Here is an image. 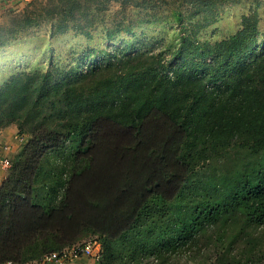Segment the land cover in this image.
<instances>
[{"label": "trees", "instance_id": "obj_1", "mask_svg": "<svg viewBox=\"0 0 264 264\" xmlns=\"http://www.w3.org/2000/svg\"><path fill=\"white\" fill-rule=\"evenodd\" d=\"M104 1L31 0L11 21L18 29L49 20L50 35L77 33L97 27ZM257 19L244 15L241 27L217 43L225 56L248 52L254 57L250 65L227 64L223 76L196 77L177 69L174 76L167 70L168 78L149 67L130 65L120 71L108 65L74 82H52L47 73L23 71L7 78L0 86V129L14 124L27 140L21 161L10 164L17 169L12 178L18 189L10 185L11 176L0 184V263L24 262L69 246L87 227L113 242L129 227L137 202L150 195L173 201L193 173L176 157L175 143L183 134L184 140L196 142L210 132L222 133L264 156V54L256 55L247 41L257 34ZM17 36L14 29L2 34L0 27V46ZM88 60L89 67L97 61ZM74 122L89 126L81 154L86 169L71 173L58 203L49 206L39 201L34 181L45 166H53L50 157L64 143L57 127ZM137 172L139 179L133 175ZM220 181L213 182L214 189L229 184L232 195L224 196L246 200L247 190L264 189V164L232 179L221 175ZM132 185L137 190H130ZM211 211L212 204L205 203L196 220L180 222L184 242Z\"/></svg>", "mask_w": 264, "mask_h": 264}, {"label": "rangeland", "instance_id": "obj_2", "mask_svg": "<svg viewBox=\"0 0 264 264\" xmlns=\"http://www.w3.org/2000/svg\"><path fill=\"white\" fill-rule=\"evenodd\" d=\"M30 1L24 0L15 13L0 12L2 34L10 29L18 34L0 46L2 81L23 71L47 73L52 82H74L93 68L108 65L120 71L130 65L149 67L168 78L166 71H173L174 76L177 69L196 77L223 76L227 64L235 67L253 62L248 52L225 56L224 48L217 44L241 27L244 15L251 14L258 18L257 34L247 41L252 42L256 55L264 54V0H105L97 27L59 35H50L49 20L15 29L11 18ZM140 55L141 59L130 61ZM92 57L97 61L89 67L87 61ZM55 114L53 111L48 123ZM57 130L64 143L50 157L53 166H45L34 181L39 201L49 206L58 203L63 181L74 171L86 169L81 154L89 126L74 122ZM183 138L184 134L174 148L179 162L193 168L186 187L171 202L153 195L137 202L129 227L113 242L92 228L84 229L70 245L97 239L101 257L98 261L80 257L72 264H264V189L247 190L248 198L243 200L224 196L232 195L226 187L229 184L213 188L221 175L232 179L264 164V156L249 153L238 140L222 133L210 132L196 142ZM25 143H20L10 164L21 161L19 152ZM10 167L4 166L6 177L11 176L10 185L17 190L12 178L17 169ZM133 175L142 177L140 172ZM55 176L61 179L57 181ZM130 190L137 189L132 185ZM205 203L212 204L211 213L203 214L193 238L184 242L178 231L180 222L196 220Z\"/></svg>", "mask_w": 264, "mask_h": 264}, {"label": "built area", "instance_id": "obj_3", "mask_svg": "<svg viewBox=\"0 0 264 264\" xmlns=\"http://www.w3.org/2000/svg\"><path fill=\"white\" fill-rule=\"evenodd\" d=\"M22 0H0V12L18 9ZM2 165L10 167V161L2 158ZM80 257L91 258L98 261L101 257V245L97 239H89L82 243L65 246L59 250L50 251L39 257L24 261L14 262L7 260L0 264H72Z\"/></svg>", "mask_w": 264, "mask_h": 264}, {"label": "crops", "instance_id": "obj_4", "mask_svg": "<svg viewBox=\"0 0 264 264\" xmlns=\"http://www.w3.org/2000/svg\"><path fill=\"white\" fill-rule=\"evenodd\" d=\"M24 0H22L23 2ZM5 81V80H4ZM2 78H0V86L3 84ZM17 134V128L14 124H10L3 129H0V159H8L18 150L20 143L26 141L27 137L22 138ZM7 169L0 163V184L6 177Z\"/></svg>", "mask_w": 264, "mask_h": 264}]
</instances>
